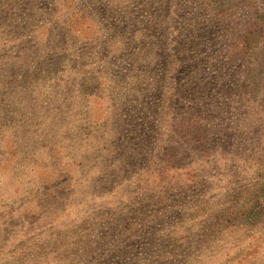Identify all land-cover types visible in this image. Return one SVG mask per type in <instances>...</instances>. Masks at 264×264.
<instances>
[{"label": "rangeland", "instance_id": "obj_1", "mask_svg": "<svg viewBox=\"0 0 264 264\" xmlns=\"http://www.w3.org/2000/svg\"><path fill=\"white\" fill-rule=\"evenodd\" d=\"M251 1L264 13V0ZM145 2L0 0L9 15H0V108L9 110L0 115V149L15 143L17 156L13 172L0 167V199L17 193L38 210L34 228L0 219V264H264V204L250 220L237 198L262 200L253 158L242 157L264 135V83L239 98L240 73L227 65L248 10L217 24L209 0H188L183 16L185 0H167L156 21L140 9ZM25 56L34 64L14 86L5 61L17 73ZM16 88L7 104L3 96ZM200 131L208 138L201 150ZM49 145L47 191L37 172ZM169 153L178 155L173 168ZM136 209L144 222L127 230Z\"/></svg>", "mask_w": 264, "mask_h": 264}, {"label": "trees", "instance_id": "obj_2", "mask_svg": "<svg viewBox=\"0 0 264 264\" xmlns=\"http://www.w3.org/2000/svg\"><path fill=\"white\" fill-rule=\"evenodd\" d=\"M75 0H71V4H74ZM98 1H95L97 3ZM188 0H185L184 4L185 6L182 7L179 5V9L177 11L178 16H183L185 12L191 7H187L189 4ZM187 3V4H186ZM150 4L149 7L147 5ZM167 0H147V2L143 3L141 5V10H145L149 13V15L155 16L156 21L159 19V14H162L164 12L165 7L167 6ZM210 8L209 12L211 13L210 17L211 19L215 20L217 24H223L222 22H225V18L232 13H235V11H238L240 8H244L248 10V16L245 18L244 25L241 28V31L235 35V37L232 39L233 43L235 44L230 53V59H235V62L233 60L229 61L231 63L227 65H231L235 67L238 72L240 73V80L238 81V97L242 99H247L248 96H253L254 94L257 95L259 93V90L262 89L261 84L264 83V68L260 66L259 62L256 60L258 52H262V55H264V13L261 11L257 5L256 2H253L251 0H209ZM72 6V5H71ZM3 9L0 11V15L5 17L6 19L9 18L8 15V5H1ZM194 8V7H193ZM264 57V56H263ZM34 61H31L30 57H20L16 60L15 66H18L19 71L16 73L12 69V66H14V62H10V60H6L5 64H8V71L11 76L9 77L12 79L15 77V79L12 81L14 86H18L21 82L22 73L25 71L26 68H32ZM5 64H2L1 66H4ZM202 64V63H201ZM201 64H199L200 67H197V69L201 68ZM41 64V68H42ZM221 70L219 71L218 77L219 79L222 77ZM188 79L191 82H195L196 79H193L191 75H188ZM4 85V81H0V88ZM15 88V87H14ZM18 89L16 88L11 94L7 96H3L2 99H8L7 104L10 103V101L13 99L14 94L16 93ZM2 106V105H1ZM9 113V110L7 108H0V115H2V118L5 120L7 117H5V114ZM196 114V113H195ZM194 115V114H193ZM199 116V115H197ZM200 117V116H199ZM196 117L194 121L200 125V122L198 121V118ZM249 117V116H248ZM254 117H249L246 119V122L248 124V128L251 126L250 122L252 123ZM192 119L189 118V122H191ZM245 122V119L242 120ZM254 122V121H253ZM262 122V121H261ZM259 123V122H257ZM264 124V119H263ZM50 129V124H48ZM237 128H240L241 125H236ZM264 126L259 123V127ZM246 130V127H245ZM263 132V131H262ZM245 134V132H244ZM262 134V133H261ZM200 138L196 141V148L201 150L203 149L208 143L207 136L203 135L200 131L199 133ZM248 139H245V143ZM258 140V139H257ZM251 141L249 146L245 148V155L242 157L243 159L246 158L249 161V158H253L254 162V175H255V182L253 183L255 190L257 194H259L260 197H262V200H258L257 195L252 194H242L237 196L239 198V201L245 202L243 209L244 218H248L250 220H253L256 216L260 214V212L263 209L264 204V135L260 137V141ZM1 141V139H0ZM13 142V141H12ZM14 145L15 143L7 145L0 149V165L1 168H3L4 172H13V169L16 165V152ZM47 151V157L45 159H42V164H40V170L37 172V180H39L38 185L41 189H47L50 190V168H47L44 166L46 160L50 159V145L46 148ZM243 155V154H242ZM43 158V157H42ZM178 161V155L176 153H169L168 159L166 160V163H168L171 168L176 165V162ZM245 161V159H244ZM246 163V161H245ZM52 174L56 173L58 174V170L52 171ZM165 171H160L157 174L158 179H162L165 177ZM13 178V177H12ZM157 179V178H155ZM16 194V195H15ZM43 193H41L42 195ZM15 195V196H13ZM40 195V196H41ZM5 199H0V219L5 220L6 224L10 226L11 224L17 223L16 230H20V227L26 225V228H34L35 226H38L36 223V220L38 219V210L35 205L31 204L30 202L34 199L31 198L29 201H26L25 198H23L21 195L17 193H6ZM7 200V204H4V201ZM157 202V201H156ZM159 205H164L165 202H157ZM4 204V207L7 209V211L4 213L2 210V205ZM144 209V207H143ZM4 213L5 215H3ZM214 214H217V212H214ZM203 218V217H202ZM144 219V213L142 209H136L134 212V215L132 217L126 218L124 221L125 229L132 231V229L137 226L136 221H143ZM144 222V221H143ZM124 229V228H123ZM122 229V230H123ZM5 229H3V224L0 223V256H3L6 252L3 247L6 245L4 244V238L7 233L4 232ZM29 231V230H28ZM27 232V231H26ZM36 232V231H35ZM120 232H116L115 235H119ZM157 234V233H156ZM154 233H151V241L154 239L155 235ZM23 236V235H21ZM121 236V235H119ZM131 239H134L135 241H138V236L136 233L131 234ZM183 237V236H182ZM180 237V239H184ZM108 237L105 235L101 241L104 242L107 240ZM33 241H37L36 245H32L33 251H38L37 257L42 258L44 257L46 260V256L44 253L41 252V243L38 239H33ZM185 241V239H184ZM182 241L181 244L184 242ZM133 242V241H131ZM164 243V247L166 248L169 246V241H162ZM183 245V244H182ZM181 245V246H182ZM31 245L28 247L30 248ZM91 252V251H89ZM87 253V249L84 250L83 254ZM158 254L160 257L164 256V253L162 249L160 248L158 251ZM117 255L121 258L122 254L120 251H117ZM114 256V255H113ZM106 257H109L107 255ZM2 261H7V258L2 257ZM1 264H22L21 258L17 257L15 260L11 263H1ZM48 264V263H44Z\"/></svg>", "mask_w": 264, "mask_h": 264}]
</instances>
